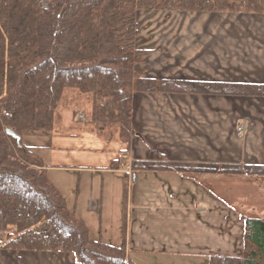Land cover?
Segmentation results:
<instances>
[{
  "label": "crops",
  "instance_id": "1",
  "mask_svg": "<svg viewBox=\"0 0 264 264\" xmlns=\"http://www.w3.org/2000/svg\"><path fill=\"white\" fill-rule=\"evenodd\" d=\"M174 16L183 20L137 27L136 74L264 86V13ZM70 123L61 132L26 135L22 144L91 239L124 241L133 264H207L212 255L241 253V217L264 214V176L130 166L163 159L264 166V95L136 91L126 140L73 131ZM0 264L79 263L69 252L0 248Z\"/></svg>",
  "mask_w": 264,
  "mask_h": 264
},
{
  "label": "trees",
  "instance_id": "2",
  "mask_svg": "<svg viewBox=\"0 0 264 264\" xmlns=\"http://www.w3.org/2000/svg\"><path fill=\"white\" fill-rule=\"evenodd\" d=\"M42 2L0 0V248L69 252L79 264H133L124 241L112 246L90 238L49 183L41 161L5 129L19 136L64 131L58 124L62 107L71 120L80 111L87 116L70 130L113 141L112 127L120 136L133 134L130 102L136 91L264 95L260 85L156 80L133 69L141 55L134 46L137 11L264 13V0ZM130 168L264 176L263 165L165 159L132 161ZM241 219V253L212 255L207 264H264V214Z\"/></svg>",
  "mask_w": 264,
  "mask_h": 264
},
{
  "label": "rangeland",
  "instance_id": "3",
  "mask_svg": "<svg viewBox=\"0 0 264 264\" xmlns=\"http://www.w3.org/2000/svg\"><path fill=\"white\" fill-rule=\"evenodd\" d=\"M40 2H42V0H40ZM44 4V2H42ZM179 12V11H159V10H139L135 13V20L137 22V27L140 26H144V25H157V24H162L164 22V20L168 23V24H174L177 22V20H183L182 18H179V16L175 17V13ZM215 13H221V12H215ZM181 21H179L178 23H180ZM149 27H147L148 29ZM59 113L61 115H58V121H56V123L58 122V124H60L61 126H65V124L70 123L71 121V125L75 126V122H84L85 119L87 118L86 114L83 111H80L77 113V115H75V117H73V120L70 119V113L69 112H65L62 111V107L59 108ZM61 111V112H60ZM78 129H73V131H77ZM109 130V129H107ZM82 131V130H79ZM83 131H85L83 129ZM54 132V131H53ZM56 132V131H55ZM106 134L109 135L108 131H106ZM111 133H115V139L117 140V138L120 139H129V134L128 137L127 135L125 136H120V133L118 131V129L112 127V130L110 131ZM38 133V132H37ZM42 133V132H40ZM25 133H22L21 137V143H27V138L24 137L26 135H24ZM241 165V164H240ZM261 176V175H260ZM263 216V215H262ZM2 234V233H0ZM3 238V237H2ZM242 247H243V243H242ZM235 256V255H234Z\"/></svg>",
  "mask_w": 264,
  "mask_h": 264
},
{
  "label": "water",
  "instance_id": "4",
  "mask_svg": "<svg viewBox=\"0 0 264 264\" xmlns=\"http://www.w3.org/2000/svg\"><path fill=\"white\" fill-rule=\"evenodd\" d=\"M5 133L9 136H11L12 138L15 139L16 141V144H20V140H21V137L19 135H17L14 131H12L11 129L7 128L5 129ZM134 178V176H133Z\"/></svg>",
  "mask_w": 264,
  "mask_h": 264
}]
</instances>
